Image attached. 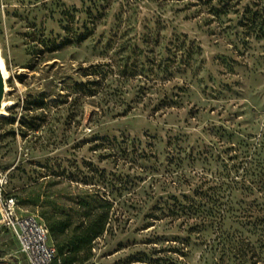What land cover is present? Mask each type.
Listing matches in <instances>:
<instances>
[{"label":"rangeland","instance_id":"1","mask_svg":"<svg viewBox=\"0 0 264 264\" xmlns=\"http://www.w3.org/2000/svg\"><path fill=\"white\" fill-rule=\"evenodd\" d=\"M0 59L18 215H104L92 264H264V0H0Z\"/></svg>","mask_w":264,"mask_h":264},{"label":"built area","instance_id":"2","mask_svg":"<svg viewBox=\"0 0 264 264\" xmlns=\"http://www.w3.org/2000/svg\"><path fill=\"white\" fill-rule=\"evenodd\" d=\"M7 174L0 172V228L12 232L26 264H62L49 230L36 216L18 215L16 197L6 191Z\"/></svg>","mask_w":264,"mask_h":264},{"label":"trees","instance_id":"3","mask_svg":"<svg viewBox=\"0 0 264 264\" xmlns=\"http://www.w3.org/2000/svg\"><path fill=\"white\" fill-rule=\"evenodd\" d=\"M42 219L49 230L57 258L62 264H92L90 261L93 258V243L104 231V215L90 216L71 236L68 234V219L57 222L45 215Z\"/></svg>","mask_w":264,"mask_h":264},{"label":"water","instance_id":"4","mask_svg":"<svg viewBox=\"0 0 264 264\" xmlns=\"http://www.w3.org/2000/svg\"><path fill=\"white\" fill-rule=\"evenodd\" d=\"M4 91H5V81H4V78H3L2 73L0 71V110L2 108V101H3V97H4Z\"/></svg>","mask_w":264,"mask_h":264},{"label":"bare ground","instance_id":"5","mask_svg":"<svg viewBox=\"0 0 264 264\" xmlns=\"http://www.w3.org/2000/svg\"><path fill=\"white\" fill-rule=\"evenodd\" d=\"M0 71H1L2 76H3V78H4V81H5V80H6V77H5V74H4V65H3L1 59H0ZM5 90H6V88H5ZM5 106H6V104H4V102L2 101V108H1V110H0V115L3 114V111H4V109H5Z\"/></svg>","mask_w":264,"mask_h":264}]
</instances>
